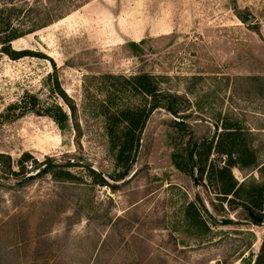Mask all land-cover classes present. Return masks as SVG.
I'll list each match as a JSON object with an SVG mask.
<instances>
[{
    "label": "rangeland",
    "instance_id": "374dc122",
    "mask_svg": "<svg viewBox=\"0 0 264 264\" xmlns=\"http://www.w3.org/2000/svg\"><path fill=\"white\" fill-rule=\"evenodd\" d=\"M37 1L24 19L57 18L0 51V264H264V210L207 177L231 118L260 163L236 187L264 183V0ZM140 74L178 113L153 109L119 162L106 114L150 105Z\"/></svg>",
    "mask_w": 264,
    "mask_h": 264
},
{
    "label": "trees",
    "instance_id": "16d2710c",
    "mask_svg": "<svg viewBox=\"0 0 264 264\" xmlns=\"http://www.w3.org/2000/svg\"><path fill=\"white\" fill-rule=\"evenodd\" d=\"M17 1L18 0H0V51L12 59L25 55L23 50L16 51L12 48L11 42L13 40L34 32L57 18L56 14L50 13L46 5L42 4V8H46V12H40L41 14H36L32 19L26 20L24 19L26 12L32 11V9L36 7L35 5L38 1L33 0L32 2L24 3L22 6L18 5ZM34 1H36L35 4ZM44 3L47 4L46 2ZM132 79L131 81L133 84L130 83V88L142 93L146 99L149 98L150 105H144L138 108L125 107L106 114L108 123L112 121L108 125L107 132L114 147H119L117 153L119 158L118 161L124 160L125 163L131 160L133 156L131 153L136 152L139 145L138 134L153 109L161 107L172 115L178 113L177 96L167 90L160 89L156 79L153 78L152 75L140 74L135 75ZM63 98V100L67 102V97ZM68 106L70 109H73L70 103ZM57 120L60 121L61 119L57 117ZM232 120L231 118H226L225 121L223 120L224 123L221 126V130H216L217 141L214 150H216L218 154L226 157L224 166L216 167L214 164L209 165L207 177L211 183H219V191L223 197L227 195L234 196L235 199L239 200L238 202L241 206L247 211H251L255 214V209L264 210V183L252 186L247 191H242L241 186L238 185V187H236L237 182L232 176L231 168L239 165L241 168H250L253 170L257 168L260 163L257 160L256 152L247 144L246 135L248 131L240 127L237 122H230ZM182 123L183 121H178V125ZM120 124H122V126ZM210 144H212V140L210 143L203 146L210 147ZM189 161L191 166L194 167L190 160V154ZM196 166L197 164L195 167ZM48 167L50 166H44L43 170H46ZM203 170L202 167L201 171ZM102 182L112 188L114 187V185L109 184L105 180ZM262 248H264V243ZM259 260H261V258H259L258 261ZM257 264H260V262H257Z\"/></svg>",
    "mask_w": 264,
    "mask_h": 264
},
{
    "label": "water",
    "instance_id": "95a60500",
    "mask_svg": "<svg viewBox=\"0 0 264 264\" xmlns=\"http://www.w3.org/2000/svg\"><path fill=\"white\" fill-rule=\"evenodd\" d=\"M210 142H211V139H203V140H201V141H199L198 143L195 144V146H194L192 152L190 153V160H191V163H192V165H193L194 167H195V165H196V161H195V157H194L195 151H196L198 148H200V147H202L203 145L208 144V143H210ZM50 164H51V162L46 163V165H50ZM46 165H45V166H46ZM124 181H125V180H123L122 182H124ZM248 213H249V215H250L254 220H256V221H258V222H262V221H263V218H262V217L255 216L251 211H248ZM227 220H228V219H222L220 222H221L222 224H226V223H227Z\"/></svg>",
    "mask_w": 264,
    "mask_h": 264
}]
</instances>
